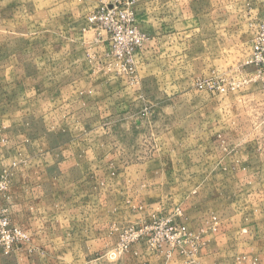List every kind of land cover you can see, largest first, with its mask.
<instances>
[{
  "label": "rangeland",
  "instance_id": "obj_1",
  "mask_svg": "<svg viewBox=\"0 0 264 264\" xmlns=\"http://www.w3.org/2000/svg\"><path fill=\"white\" fill-rule=\"evenodd\" d=\"M263 21L264 0H0V52L28 49L31 54L61 42L66 49L67 43L72 48L68 40L90 39L92 87H103L78 92L69 118L68 108L61 106L59 114L51 108L45 116L56 120L44 122L37 121V107L22 105L26 98L19 91V75L6 82L0 73V117L8 119L0 122V130L3 134L9 127L32 137L0 134V207L10 216L8 190L16 166H7L10 142L21 146L27 139L44 147L69 140V132L76 138L73 145L108 148L124 164L154 160L161 176L174 179L163 187L167 198L156 208L133 205L139 218L121 228L103 256L130 254L142 264H198L206 236L220 224L214 196L226 200L224 210L260 208L264 67L251 63V56ZM18 60L22 68V62L31 66L34 59ZM29 125L28 131L20 129ZM231 127L240 136H229ZM50 130L66 133L40 143L38 134ZM154 221L161 232L158 241L146 229ZM169 227L181 230L171 242L164 236ZM130 230L138 235L126 240L123 233ZM28 237L29 244L12 255L33 259L37 250ZM206 258L204 264H215Z\"/></svg>",
  "mask_w": 264,
  "mask_h": 264
},
{
  "label": "crops",
  "instance_id": "obj_2",
  "mask_svg": "<svg viewBox=\"0 0 264 264\" xmlns=\"http://www.w3.org/2000/svg\"><path fill=\"white\" fill-rule=\"evenodd\" d=\"M67 42L72 43V48L67 43L65 49L61 42L54 49L38 48L31 54L28 49L12 55L0 52L3 80L8 82L12 75H19L23 83L19 91L26 98L22 105L37 107L41 112L37 121L56 120L45 116L51 108L53 115L59 114L61 106L68 108L69 118V107L76 105L78 92L103 88L102 85L92 87L93 72L87 65L89 50L86 48L93 42L90 39ZM78 44L80 49L76 47ZM19 56L26 60L33 57V63L26 66L22 62L20 68ZM95 98L99 99L97 94ZM103 98L108 97L102 95ZM28 112L33 113L31 108ZM0 122L8 123V119L2 116ZM29 128L30 125L20 129L28 131ZM14 131L8 127L3 134L0 130V134L6 138L30 137ZM57 131H42L37 138L41 139L40 143L44 138H63L66 131L62 134ZM67 134L69 140L49 146H31L27 139L24 145L13 146L10 142L7 146L5 151L11 156L7 166L16 164L8 190L11 220L31 236L30 244L37 253L30 261L25 254L11 257L0 254V264H142L141 259L131 258L130 254L111 259L103 256V252L116 243L118 232L125 224L139 218L133 205L143 203L156 208L157 203L167 198L163 187L171 185L174 179L161 176L162 169L154 160L124 164L108 148L98 151L91 146L71 144V138H76ZM229 136L238 137L240 132L231 127ZM110 155L116 157L113 162L109 160ZM214 198L219 203L215 207L219 228L206 236V249L197 263L204 264L208 257L215 264H264V193L260 208L250 211L224 210L222 202L226 200L220 195Z\"/></svg>",
  "mask_w": 264,
  "mask_h": 264
},
{
  "label": "built area",
  "instance_id": "obj_3",
  "mask_svg": "<svg viewBox=\"0 0 264 264\" xmlns=\"http://www.w3.org/2000/svg\"><path fill=\"white\" fill-rule=\"evenodd\" d=\"M93 22V21H90ZM113 22V21H111ZM121 22L124 25L129 24L130 21H117ZM253 52L251 56V63L256 65H262L264 67V21L260 24V31L253 45ZM4 183L0 181V190L3 189ZM158 222L154 221L151 225H149L146 229L150 231H154L156 233V240L158 241L161 232L160 229L156 227ZM135 230H130L128 232H124L126 235L125 239H134L138 234L134 236V234H130ZM169 242L173 241L175 237L181 236V230H176L173 227H169L166 230V234L164 235ZM29 244V237L27 233H25L20 227L14 225L10 219L9 213L7 209L4 207H0V254L3 256H11L12 254H16L21 249Z\"/></svg>",
  "mask_w": 264,
  "mask_h": 264
}]
</instances>
